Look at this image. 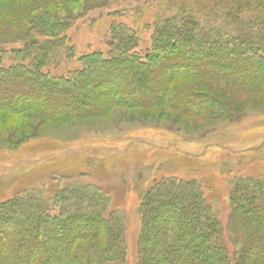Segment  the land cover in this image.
Returning <instances> with one entry per match:
<instances>
[{
	"label": "trees",
	"instance_id": "trees-1",
	"mask_svg": "<svg viewBox=\"0 0 264 264\" xmlns=\"http://www.w3.org/2000/svg\"><path fill=\"white\" fill-rule=\"evenodd\" d=\"M175 1L153 21L146 53L138 48L139 30L114 21L106 53L76 58L65 31L109 0H0V110L64 120L104 113L108 98L139 105L165 99L181 111L211 115L231 107L207 83L192 81L178 96L166 94L165 84L199 78L264 91V0ZM63 58L80 66L53 74L49 66ZM239 66L247 72L233 74ZM232 180L233 255L201 182L170 175L142 200L140 263L264 264V181ZM124 233V219L108 213L107 196L92 184L58 183L0 201V264H122Z\"/></svg>",
	"mask_w": 264,
	"mask_h": 264
},
{
	"label": "rangeland",
	"instance_id": "rangeland-1",
	"mask_svg": "<svg viewBox=\"0 0 264 264\" xmlns=\"http://www.w3.org/2000/svg\"><path fill=\"white\" fill-rule=\"evenodd\" d=\"M175 3L109 0L105 7L77 19L64 34L76 58L93 51L106 53L112 22H125L139 30L138 48L144 54L151 47L153 21ZM79 66L78 59L63 58L48 69L63 75ZM194 66L198 64L189 67ZM244 71L239 66L233 74ZM192 81L207 83L231 109L193 115L178 109L172 104L175 100L139 105L132 100L115 103L110 98L104 113L97 109L92 115L64 120L49 119L32 109H1L0 201L22 190L55 188L58 183L95 185L108 198V213L114 211L124 219L126 256L122 264H141L140 206L148 190L170 175L196 178L233 255L237 238L229 199L232 179L258 177L264 181V91L223 81L175 78L165 84L166 94L174 95L177 90L178 96ZM104 243L103 239L96 241L99 246Z\"/></svg>",
	"mask_w": 264,
	"mask_h": 264
}]
</instances>
